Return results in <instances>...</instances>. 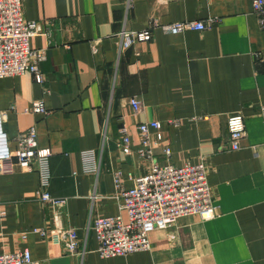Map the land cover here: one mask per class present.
Instances as JSON below:
<instances>
[{"label":"crops","instance_id":"1","mask_svg":"<svg viewBox=\"0 0 264 264\" xmlns=\"http://www.w3.org/2000/svg\"><path fill=\"white\" fill-rule=\"evenodd\" d=\"M252 2L22 0L23 17L48 32L30 38L33 50H45L43 81L30 73L0 78L3 128L12 151L30 129L36 147L51 151L44 189L66 200L60 221L87 252L62 253L55 208L40 200L42 165L24 170L12 159L0 161V254L27 248L37 264H264V29ZM211 18L203 30L162 27ZM122 30H150L151 38L121 49ZM35 104L45 110L33 112ZM234 113L245 136L239 150L227 151ZM151 120L161 124L150 131L159 165L206 164L215 215L178 218L150 233V250L102 258L90 226L119 212L116 173L129 189L150 171L137 126ZM43 227L48 239L33 232Z\"/></svg>","mask_w":264,"mask_h":264},{"label":"built area","instance_id":"2","mask_svg":"<svg viewBox=\"0 0 264 264\" xmlns=\"http://www.w3.org/2000/svg\"><path fill=\"white\" fill-rule=\"evenodd\" d=\"M22 0H0V78L13 77L30 73L37 82L43 81L40 64L44 61L45 50H33L30 38L35 35H48L39 22L27 20L22 14ZM253 12L264 29V0H253ZM216 18L204 21L185 20L162 26L170 32L184 30H203L209 28ZM156 25V23H153ZM121 49L129 47L138 40L151 38L150 30L126 31L116 34ZM134 111H139L140 102L135 97L130 99ZM42 104H35L32 111H44ZM259 113L264 123V104L259 106ZM4 116L0 111V161L15 162L21 169L31 170L35 161L42 165L40 200L50 203L55 208V229L62 241V253L67 256L81 258L87 252L80 247L75 228L66 227L60 221L61 209L66 200L51 196L45 189L48 181L46 161L51 155L48 149H38L35 142V131L30 129L18 137L19 148L12 151L9 148L8 137L3 128ZM227 151L240 149L241 140L245 136V123L242 114H230L226 120ZM158 120L138 124L141 148L139 155L151 161L150 171L134 179V185L129 189L122 188L119 173L115 175L116 187L119 190L121 202L119 212L113 216L96 218L91 229L95 232L97 247L95 251L102 258L126 256L137 251L151 249L149 235L156 229H166L178 218L197 215L202 220L214 217L215 207L212 191L207 182V166L204 162L198 164L185 163L176 166L168 163L159 165L153 157L150 131L159 129ZM125 133V132H124ZM129 138L125 133L122 137V151L129 152ZM165 157L170 156L168 145L163 149ZM125 212L126 220L121 212ZM42 238L48 239L46 228H36ZM0 264H37L32 259L27 248L13 253L0 254Z\"/></svg>","mask_w":264,"mask_h":264}]
</instances>
